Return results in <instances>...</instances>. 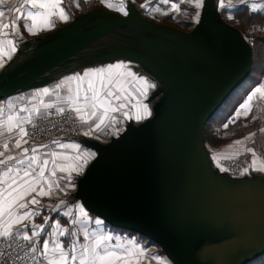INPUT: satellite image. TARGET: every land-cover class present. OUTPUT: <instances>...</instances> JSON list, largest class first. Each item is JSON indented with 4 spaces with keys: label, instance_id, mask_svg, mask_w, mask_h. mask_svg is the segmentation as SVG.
I'll use <instances>...</instances> for the list:
<instances>
[{
    "label": "water",
    "instance_id": "obj_1",
    "mask_svg": "<svg viewBox=\"0 0 264 264\" xmlns=\"http://www.w3.org/2000/svg\"><path fill=\"white\" fill-rule=\"evenodd\" d=\"M205 12L199 25L186 31L133 11H93L91 17H105L97 24L91 21L47 59L0 83V99L13 85L43 74L113 28L144 31L138 33L143 44L115 50L112 57L138 62L157 78L164 91L157 115L98 149L80 178L78 195L105 221L160 243L175 264H243L264 253V183L258 182L243 198L234 197V183L210 167L202 127L245 81L252 55L234 30L208 25ZM52 39L46 49L61 42ZM229 70H237L236 75L227 77ZM147 148L152 161L141 156ZM183 195L192 199L186 202ZM189 240L200 241L196 251L190 250Z\"/></svg>",
    "mask_w": 264,
    "mask_h": 264
},
{
    "label": "crops",
    "instance_id": "obj_2",
    "mask_svg": "<svg viewBox=\"0 0 264 264\" xmlns=\"http://www.w3.org/2000/svg\"><path fill=\"white\" fill-rule=\"evenodd\" d=\"M81 0H62L61 7L64 9L65 14L68 16V19L60 20L57 17H52L53 26L44 27L43 29L37 28L35 34L29 33L27 28L24 25L31 24L30 20H26L22 16V13H27L28 11H38L39 9H33L30 5L25 3V0H2L0 2V11L4 13L3 17H0V25L8 23L10 27L8 29H0V48H6V40H12L15 45V51L11 53V58L20 57L16 56V47L18 43L27 40L28 38L46 36L49 40L55 36L59 41L66 43L74 39L81 30L89 27L91 25L90 13L84 12L81 15H75L71 12L72 9L80 7ZM157 0H106V2H101V0H83V2H95L96 4H101L104 7H97L100 10H113L118 11L117 7L123 3L124 11L129 13L133 11L134 13L141 14L143 16L150 17L149 15L143 12V9L147 8V4L150 5L152 2ZM188 1V0H187ZM195 0H192V2ZM107 3L114 5L113 8L106 6ZM221 0H202V7L199 9L198 19L194 22L193 26L188 31H192L199 25L202 17L203 11L206 8L205 19L208 25H214L219 27H227L234 30L243 41H248L247 36L239 28L234 26L232 23L237 19L235 15L237 12H246V13H262L264 14V8L253 9V4H264V0H245L244 3H241L240 0H231V6L224 8L220 7ZM225 5H229V0H223ZM24 4L25 6L21 9L20 12H17L16 9L20 5ZM11 9V11H10ZM196 9V8H195ZM236 11V12H235ZM74 14V15H72ZM20 16V19L17 17ZM225 18H224V17ZM153 19V18H152ZM16 20V27L18 32H13L11 28V22ZM155 20V19H154ZM77 21L79 25L76 26ZM6 31L8 35L5 37L3 32ZM71 31V32H70ZM53 40V39H52ZM135 49L134 47H131ZM81 56H77L79 58ZM14 58V59H15ZM75 60L74 66H68L67 70L63 72L61 79L56 83L54 82L51 86V91L49 94H52V97L43 95L42 90L44 88H39L33 90L29 93H21L18 95H11L9 97L0 99V153H4L3 156H0V160H7L8 156L14 157L13 160L7 161L6 164H0V180L3 179L2 173L6 171L7 168L11 167L14 170L19 169L20 175H23V169L27 168L30 158L35 155L38 159V163L33 165L36 172L39 171L40 163L44 160L49 161L46 166L44 178L40 181L39 184L35 185L37 192L42 186L45 191H48L49 185L48 182H51V191L49 195L40 196L37 195V192H30L28 195H25L22 201L18 203L27 204L26 208L14 207V214H23L24 212H31L34 215L31 216L29 220L22 221L18 225H14L12 232L19 233L23 236L25 232L31 236L33 231V225H43L44 231L41 232L39 237L33 238L29 241L32 243L36 249V254L40 258L41 264H46V261L43 259L42 252V242L47 239L50 242L54 239L51 235L53 230V225L58 221L62 228L68 229L70 232L76 233L74 236H59L58 239L61 244L67 246L71 241H76L78 245L85 243L83 238L84 230L89 232L92 231H103L107 234L111 233L104 228L103 226L95 225L94 221L96 219L101 220L102 217L91 212L87 209L80 196L78 195V187L80 183V178L83 176L88 165L96 158L98 155V149L110 142L112 138L119 137L124 133L129 127H138L144 124L151 122L157 115L156 108L159 106L157 103L163 97V87L157 78L147 69L144 65H141L138 62L127 60L125 61L123 57H116L110 60H92L85 62L81 66L76 64L77 59ZM17 58L16 60H18ZM8 60L6 56L0 57V63L3 64V67H0V77L3 72L4 63ZM69 62H72L70 60ZM25 62H22L20 65H15V68L7 69L6 74L12 76L21 71ZM123 63L128 65L129 70L136 73L138 77L146 79L149 84L155 85L154 88H149L147 96H140L138 93L133 91L132 86H128V91L131 93L130 102L126 103V106L123 110L115 111L110 113V120L107 122V126H104L102 130H96L95 124L98 122L95 119L89 120L88 123H83L79 115L75 112L80 121V134L76 137H62L58 140H55L53 143H39V144H29L26 140V136L23 137L26 143L22 142L20 148L14 147L17 139H20L18 134L19 130L14 129L11 133L6 131V128L3 126L4 121L7 120L9 115L19 117H25L30 114L29 111H22V109H33L39 108V114L43 113L47 108H44V104H51L53 106H66L72 108L68 103V97L74 95L77 83L71 81L69 78L73 76H82L83 73L87 71H93L100 68H105L109 65H115ZM67 65V64H66ZM59 70L63 68H58ZM60 78V77H59ZM60 85V87H57ZM264 85V72L259 75V79L254 82L242 97L238 101L234 108L232 109L231 114L228 116L229 119H233L236 116L237 111L241 110V105L245 103L247 97L257 88ZM83 88L87 89V82L83 84ZM48 89V88H47ZM69 89L72 91L70 92ZM40 93V95H37ZM90 95V93H89ZM83 93H81V99L79 101L80 105L84 104ZM113 106L120 103V101H112ZM146 104L151 115L145 116L143 112L142 105ZM223 103H221L222 105ZM135 105V107H133ZM91 111L90 109H86ZM124 112L128 113V116L123 115ZM32 117L37 115L36 113H31ZM144 116L143 119H136V116ZM87 118V117H86ZM111 118H114L112 122ZM235 120L240 121L244 124V129L237 132L235 140H230L226 142L227 144L222 148H216L215 146L207 147L210 161L211 169L217 174L224 176L227 181L234 183V187L230 188L236 192L233 194L234 197L243 198L246 191L258 188L257 183H264V171H259L264 167V100L254 99L252 102V110L247 115L241 114L239 118ZM24 127V123L22 125ZM88 132L89 135L84 133ZM254 134V135H253ZM250 137V138H248ZM248 138V139H246ZM242 144H236V141H241ZM228 141V140H227ZM8 143V149L5 150L3 145ZM79 145L78 150H74L71 147H61L60 145ZM220 145V144H219ZM217 146V145H216ZM35 148L36 152L33 153L32 149ZM27 149V152H25ZM248 149H253L256 156V163L253 165V155ZM211 152H210V151ZM52 153L59 154L60 157H68V159L57 158L55 163L59 165H74L75 163L83 164V168L79 173L71 172V178L69 179V173L61 172L54 168L52 163L53 156ZM82 153H91L90 156L82 157L80 161H74L72 158L80 155ZM246 153L249 158L248 164L245 170L239 174H231L223 167L222 163L224 160ZM87 160V163H84V160ZM23 160L24 163L21 164L18 161ZM55 171V175H53ZM35 175V173H34ZM3 183H0V189L5 187ZM246 196V195H245ZM35 197L39 201L37 204H32L31 200ZM77 205L82 206L84 210L88 213V219L90 223L88 224H73L72 220L79 215L77 211ZM71 210L72 215L65 216L64 213ZM35 213H38L36 215ZM3 228V219L0 218V230ZM51 246V245H50ZM51 255V253H50Z\"/></svg>",
    "mask_w": 264,
    "mask_h": 264
},
{
    "label": "snow or ice",
    "instance_id": "obj_3",
    "mask_svg": "<svg viewBox=\"0 0 264 264\" xmlns=\"http://www.w3.org/2000/svg\"><path fill=\"white\" fill-rule=\"evenodd\" d=\"M2 2V0H0ZM101 2H106V0H101ZM165 3L168 0H164ZM182 2V0H181ZM189 3H192V0H188ZM241 3H244L245 0H240ZM27 5H30L33 9H39L38 11H28L26 14L22 13V16L26 20H30L31 24H25L24 27L27 28L29 33L35 34L37 28L43 29L44 27L53 26L52 17H57L60 20H67L68 16L65 14L64 9L61 7L62 0H25ZM25 5H20L16 9L17 12H20ZM107 7L113 8L114 5L111 3L106 4ZM231 6V0H229V5H225L223 0H221L220 7L224 8ZM202 7V0H195V8L199 9ZM253 9L264 8V4H253ZM174 10H179L178 4H172ZM117 10L123 11L124 15H128L127 11H124L123 3H121ZM11 11V9H10ZM159 11V10H157ZM163 14H167L166 12ZM4 13L0 11V17H3ZM21 17L18 16L17 19ZM198 19V14L197 17ZM10 25L4 23L0 25V29H8ZM11 28L13 32H18L16 27V20L11 22ZM3 35L6 37L8 33L3 32ZM7 47L0 48V57L6 56L8 59H11V53L15 51V45L12 40L5 41ZM0 67H3V64L0 63ZM71 81L78 82L77 88L74 95H70L68 103L72 106V110L75 111L83 123H88L89 120L95 119L98 122L95 124L96 130H102L104 126H107V122L110 120V113L115 111L123 110L126 106V103L130 102L131 93L128 91V86L131 85L133 91L138 93L140 96H147L148 89L154 88L155 85L149 84L146 79L138 77L136 73L129 70L128 65L119 63L115 65H109L105 68L96 69L93 71H87L83 73L82 76H73L69 78ZM87 82V89L83 88L84 82ZM57 87H60L58 85ZM49 89L45 88L42 90L43 95L49 94ZM71 92L72 90L69 89ZM81 93H83L84 104L80 105L79 101L81 99ZM90 93V95H89ZM40 95V93H37ZM264 100V85L257 87L248 97L245 103L240 107L241 110L237 111L236 116L233 118H239L241 114L247 115L252 110V102L254 99ZM120 101L119 104L113 106L112 101ZM44 108H51L53 105L44 104ZM135 107V105H133ZM143 112L145 116L151 115L148 106L146 104L142 105ZM90 109L91 111H87ZM22 111H29L30 114L25 117H15L9 115L7 120L4 121V127L6 131L11 133L14 129H18L20 139H17L14 147L20 148L22 142L26 143L27 141L23 140V137L27 136L28 133L22 126L23 123H31L32 115L31 113L39 114V108L22 109ZM58 112L62 113L63 108H58ZM123 115L128 116L127 112H124ZM87 117V118H86ZM144 116L137 115L136 119H143ZM114 122V118H111ZM227 127V125H225ZM264 131V129H261ZM85 135L90 133L85 132ZM254 135V134H253ZM250 138V137H248ZM246 138V139H248ZM236 144H242V141H236ZM61 147H71L74 150L79 149V145H60ZM4 149H8V143L5 142L3 145ZM249 152L253 155V165L256 163V156L253 149H248ZM27 152V149H25ZM32 152L35 153L36 149L33 148ZM4 153H0V156H3ZM91 153H82L73 157L74 161H80L82 157L90 156ZM53 156V165L56 170L61 172L69 173V179L71 178V172H77L82 170L83 164L75 163L74 165H59L55 161L57 158L68 159V157H60L57 153H52ZM14 157L8 156L7 160H0V164H6L7 161L13 160ZM23 164L24 161H18ZM38 163V159L33 155L28 163L27 168L23 169V175H20L19 169H13L11 167L7 168L6 171L2 173L3 179L0 180V183L6 185L0 189V218L3 219V228L0 230V237H10L13 235L12 228L14 225L20 224L22 221L29 220L32 215L31 212H24L23 214H14L13 208H26L27 204L18 203L22 201L25 195H28L30 192H37L35 185L39 184L40 181L44 178V173L47 164L49 161L44 160L40 163L39 171L36 172L33 165ZM84 163H87V160H84ZM226 170V169H222ZM259 171H264V167L257 169ZM35 173V175H34ZM55 175V171L52 173ZM49 188L48 191H45L41 186L37 195L46 196L50 194L51 191V182H48ZM32 204H37L39 201L33 197L31 200ZM77 211L79 215L72 220L73 224H88L90 223L88 219V213L84 210L82 206L77 205ZM38 215V213H35ZM65 216L72 215L71 210L64 213ZM95 225L98 227L102 225V221L96 219L94 221ZM44 231L43 225H33V231L31 236L27 232L23 234V239L26 241H31L33 238L39 237L41 232ZM51 235L54 239L50 242L45 239L42 242V252L41 255L46 261V264H140L141 258L144 256V250L140 248L134 240H128L125 242L121 241L120 237H114L113 235L107 234L103 231H92L89 232L84 230L83 238L85 243L78 245L76 241H71L67 246L60 243L59 236H74L76 233L70 232L66 228H62L60 223L57 221L53 225V230ZM51 245V246H50ZM33 252L36 251L35 248L32 249ZM51 253V255H50ZM163 264V262H159Z\"/></svg>",
    "mask_w": 264,
    "mask_h": 264
},
{
    "label": "rangeland",
    "instance_id": "obj_4",
    "mask_svg": "<svg viewBox=\"0 0 264 264\" xmlns=\"http://www.w3.org/2000/svg\"><path fill=\"white\" fill-rule=\"evenodd\" d=\"M92 3L95 5L93 8H91L89 10H85L86 9L85 7H87L90 4V2H84L85 7H82L80 5L79 8L72 9L71 12L75 13V15H81L84 12L91 13L93 11H97V10L99 11V9H97V7H104L101 4L98 5L95 2H92ZM172 4H178L179 10H174L172 8ZM199 9H197V8L195 9V1H193L192 3H189L187 0H182V2H181V0H168V2L165 3L164 0H157V1L152 2L150 5L147 4V8L143 9V12L145 14L149 15L150 17H152L153 19H155L156 21H159V22H162V23H165V24H168V25H171V26H174V27L188 31V30H190L191 26H193L194 22L197 21L196 17H197V14L199 13ZM157 10H159V11H157ZM103 12H105V14H112V13L124 14L123 11L118 12V11H113V10H109V9L103 10ZM165 12L167 13L166 15L163 14ZM102 17H105V16H102ZM102 17L96 19L97 17L93 16V17H91V19L94 20L93 22H95V24H97L100 20H102ZM232 24L234 26H236L237 28H239L243 33H245L246 31H249L251 34V37H253V38H255V37L258 38L262 35L259 28H249L252 26V24H249L251 26H246V27H242L241 24H238L236 22L235 23L233 22ZM138 33L145 34L144 31H141L137 27H133V26L122 25V26L113 28L108 33H106L103 36H101L100 38L96 39L94 42H92L91 44L82 48L78 52L70 55L68 58L61 61L59 64H57L56 66L47 70L43 74L36 76V77L35 76L31 77L29 79L23 80V81L15 84V85H13L9 90L10 92L2 98L9 97L11 95H18L21 93H29L33 90H36L39 88L42 89L44 87L48 88L51 91L52 84L54 82L57 83L59 81L58 79L62 78L61 76L64 74L63 72H65L67 70L68 66H74L75 65L74 59L77 56H81L79 58H76L77 59L76 64L78 66H81L85 62L95 60L96 58H98V56L100 54L101 55L103 54L105 56L104 58H102V60H110L113 58L112 54L116 53L115 50H120L122 48H127V47L136 48L135 47L136 43H142L143 44L144 40H140L138 38ZM47 40H48V38L46 36H38V37L28 38L27 40H24V41L18 43L15 53H16V56H20V57H16V58L13 57L11 59L6 60V62L4 63V68H3L4 70L1 73L0 83H2L3 81H5L11 77L18 75L19 73H21L22 71H24L30 67L35 66L37 63L47 59L48 57L53 55L55 52H57L58 49L62 48L64 45H66V43H63V42L58 43V41H57V42L51 43V47H53V48L50 47L51 49L50 48L46 49L48 46L47 42H46ZM165 41H167V40H165ZM244 42L247 45H249L251 55L253 58V51H252V47H251L250 43L248 41H244ZM48 44H49V42H48ZM43 45L46 49L44 51L41 48V46H43ZM259 53H261V52H259ZM17 58H19V59L16 60ZM70 60H72V62H69ZM124 60L127 61L128 59L124 58ZM22 62H25V63H24V66L20 72L14 74L12 76H9L8 74L5 73V71L9 67L15 68V65H20ZM11 68H9V69H11ZM58 68H63V69L59 70ZM255 72H257V73L259 72L258 66L255 67ZM236 73H237V70L236 71L229 70V72H227V77L231 78L232 76L236 75ZM224 78H225V76H224ZM243 90H245V87L241 88L239 90V92H237V94H236L237 96L231 98L224 106L220 105L216 109V111H214V113L211 115L212 117L215 116L214 117L215 119L210 123V126H208V129L210 131H214V134L220 140L223 141L220 145L215 146L216 148H222L223 146H225L227 144L226 142H229L230 140H235L237 138L236 137V135L238 134L237 132L244 129V124H242L240 121H237L235 119L231 120L227 117V114H228V112H230L232 105L235 103L236 99L238 98L240 93H242ZM46 96L52 97L53 95L48 94ZM225 99L223 100L222 103H224ZM55 106L59 107L58 105H55ZM211 118H209L206 121V123ZM206 123H204V125L202 127V129H203L202 133H203V137H204L203 143H204L205 148H206V146L209 148L212 146H210L208 143L205 142V136H204V129H205V126L207 125ZM225 125H227V127H225ZM80 129H81V126H79L78 135L80 134ZM199 129H201V127H199L197 130H199ZM201 130H199V132L195 135L199 136L200 135L199 133L201 132ZM241 141H242V139H241ZM143 151L144 152H142L143 154L141 156H143V158L147 157L152 161V157L154 155L152 153L151 148L144 149ZM144 160H145V158H144ZM141 165L144 168L143 171L145 172V174H147L146 169L148 168V165L145 164L143 161L141 162ZM222 165L224 167V163H222ZM184 172H185V170L183 169V171L179 175V183L183 182ZM180 188H182V189L184 188L183 184L180 185ZM182 198L186 202L187 201L189 202V200L192 199L191 196L187 197L186 195H183ZM101 221H102L101 226L106 228L111 233V235H113L114 237H120L122 242H125L128 240H134L136 242V244L144 250V256L141 258L140 264H159V262H161V261L163 262V264H175L174 261L165 253L164 246H162L160 243L156 242L155 240H153L149 237H146L140 233L133 232V231H130L127 229H123V228L114 226L111 223H109L108 221H105L103 218L101 219ZM13 233H15V232H13ZM263 235H264V233H263ZM199 242L200 241H195L192 243L189 240L188 244H190V246H189L190 250L196 251V249L199 246ZM263 244H264V242L260 243V245H263ZM239 264H242V263H239ZM243 264H252V263L245 262Z\"/></svg>",
    "mask_w": 264,
    "mask_h": 264
},
{
    "label": "built area",
    "instance_id": "obj_5",
    "mask_svg": "<svg viewBox=\"0 0 264 264\" xmlns=\"http://www.w3.org/2000/svg\"><path fill=\"white\" fill-rule=\"evenodd\" d=\"M58 108H63L62 113ZM80 121L72 108L51 107L43 113L32 117L31 123H24V129L28 135L26 140L29 144L53 143L62 137H76ZM224 167L231 174L242 173L247 164L246 153L224 160ZM34 246L23 239L18 233L10 237H0V264H41L35 252Z\"/></svg>",
    "mask_w": 264,
    "mask_h": 264
},
{
    "label": "trees",
    "instance_id": "obj_6",
    "mask_svg": "<svg viewBox=\"0 0 264 264\" xmlns=\"http://www.w3.org/2000/svg\"><path fill=\"white\" fill-rule=\"evenodd\" d=\"M80 2H81L80 5L82 7H85L83 0H81ZM94 5L95 4H93L92 2H90V4L87 7H85L86 8L85 10H89V9L93 8ZM72 15H74V14H72ZM235 16H237L236 17L237 19L234 21V23L236 22L238 24H241L242 27L251 26L249 24H252L253 27L251 26L249 28H259L260 31H261V33H262V35L260 37H258V38L257 37L253 38V37H251V34H250L249 31H246L245 32V35L247 36L248 42L250 43V45L252 47V51H253V58H252V63H251V69H250V73L247 76V78L245 79V81L242 82L239 86H237L226 97L224 103L222 104L224 106L231 98L237 96L236 94H237V92H239V90L241 88H244L245 87V90H243L242 93H240V95L236 99L235 103L232 105V107L230 109V112H228V114H227V117L231 114L232 109L234 108L235 104L242 99V97L248 91V89L250 88V86L252 84H254V82H256V80L259 79V75L264 72V14L262 15V13H259V12L258 13H252V12H250V13L237 12V15H235ZM259 52H261V53H259ZM256 66H258V68H259V72L258 73L255 72V67ZM53 107H57V106H53ZM59 107H61V106H59ZM214 117L215 116H213L206 123L207 125L205 126V129H204L205 142L208 143L210 146H216V145H219V144H221L223 142L222 140H220L214 134V131H210L208 129V126H210V123L215 119ZM248 161H249V158H248ZM27 242L30 243L29 241H27ZM30 244H32V243H30ZM37 258L40 259L38 256H37ZM248 262H250L252 264H264V253L261 254L260 256L256 257V258L248 261Z\"/></svg>",
    "mask_w": 264,
    "mask_h": 264
}]
</instances>
